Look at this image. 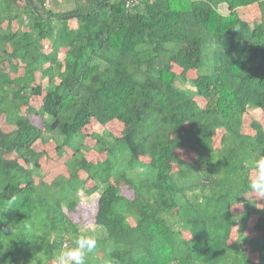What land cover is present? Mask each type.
<instances>
[{
  "label": "trees",
  "instance_id": "16d2710c",
  "mask_svg": "<svg viewBox=\"0 0 264 264\" xmlns=\"http://www.w3.org/2000/svg\"><path fill=\"white\" fill-rule=\"evenodd\" d=\"M32 1L0 0V264H52L82 232L67 214L80 191L98 194L87 264H264V198L247 189L264 154L247 111L264 114V0ZM252 5L257 25L240 15ZM91 121L120 131L85 134ZM37 143L70 148L65 174L43 180Z\"/></svg>",
  "mask_w": 264,
  "mask_h": 264
},
{
  "label": "rangeland",
  "instance_id": "374dc122",
  "mask_svg": "<svg viewBox=\"0 0 264 264\" xmlns=\"http://www.w3.org/2000/svg\"><path fill=\"white\" fill-rule=\"evenodd\" d=\"M76 5L75 0H47L46 1V7L53 8L55 10L59 11H66L71 8H73ZM220 8L222 10L224 9V5H220ZM221 10V11H222ZM241 17L245 18L251 24L257 25L259 23V14H258V8L256 5L249 6L247 9H245L243 12H240ZM17 27V23L13 21V28L15 29ZM9 48V47H8ZM50 48L48 47V42H44V51L47 52ZM64 49H60L59 51V59L61 60L62 52ZM168 58V54H165V60ZM62 63V62H60ZM174 70L179 71L180 69L176 66L173 67ZM194 71H189L188 76H193ZM183 86L187 87V84H183ZM193 89V87H191ZM198 100V103L202 104L203 100L200 97H196ZM248 113L258 119L262 124L264 125V114L259 112L258 110H254L251 108L247 109ZM246 123L248 122V117L246 116ZM34 122H38V120L35 118L33 119ZM188 126V125H187ZM0 127L4 130L9 129L11 126L6 125L2 119H0ZM244 130H248V125H246ZM242 129V130H243ZM84 133L90 134L93 131L100 132L101 134H106L108 132H111L113 134H118L120 131V126L118 123H109L106 126H101L99 124H96L94 121H91L87 126L84 127ZM92 143L93 140L90 139L88 136L84 139V144L87 146V150L83 149L85 152V155L88 159L92 161L102 160L104 158L103 153H97L92 149ZM54 145L48 144V145H41L40 143L35 144V149L37 151H42L43 155L40 158L41 164H42V178L45 182H49L51 179H53L57 174H65V160L68 154H70L71 150L67 146L64 147L65 153L62 155H58L56 151L54 150ZM182 154V157L184 159H190L192 157L193 152L184 149L180 152ZM142 160H146V157H141ZM80 177L85 179L86 185L89 187L92 183L91 181L86 179V174L84 172H80ZM37 178H35V181L37 182ZM117 189L120 190V192L125 196H131L132 191L125 185H117ZM80 195V201L77 204L76 208L72 212H67L70 219L77 224L79 229L81 231H88V230H95L96 226L94 224V216L96 213L97 208V198L98 194L93 193L92 195H87L83 191L79 192ZM251 196L252 200L255 201V205L258 209L263 207V204H261L262 198ZM234 212L240 211V206H234L233 207ZM176 214V210L173 211ZM173 213V214H174ZM257 214H252L247 219L246 228L244 229V234L248 236H255L256 232L253 229V224L256 221ZM131 220V219H130ZM132 222V221H131ZM133 223V222H132ZM187 234L186 232L184 233ZM236 229H233L232 235L230 237V242L233 241L236 237ZM188 237V236H187ZM240 244L244 247V250L249 253L250 258L254 259L256 257L255 253L252 252L250 249L249 244L246 241H240ZM98 255L102 256L101 251H98Z\"/></svg>",
  "mask_w": 264,
  "mask_h": 264
},
{
  "label": "clouds",
  "instance_id": "9594fccd",
  "mask_svg": "<svg viewBox=\"0 0 264 264\" xmlns=\"http://www.w3.org/2000/svg\"><path fill=\"white\" fill-rule=\"evenodd\" d=\"M247 189L250 196L264 198V154L255 153L248 162ZM11 208L9 204L7 209ZM26 231H31L30 225H25ZM97 246V238L87 232L76 234L71 243L57 251L52 264H87V257Z\"/></svg>",
  "mask_w": 264,
  "mask_h": 264
},
{
  "label": "built area",
  "instance_id": "2783aa9c",
  "mask_svg": "<svg viewBox=\"0 0 264 264\" xmlns=\"http://www.w3.org/2000/svg\"><path fill=\"white\" fill-rule=\"evenodd\" d=\"M136 1H139V0H127V5L131 4L132 2H136Z\"/></svg>",
  "mask_w": 264,
  "mask_h": 264
},
{
  "label": "water",
  "instance_id": "95a60500",
  "mask_svg": "<svg viewBox=\"0 0 264 264\" xmlns=\"http://www.w3.org/2000/svg\"><path fill=\"white\" fill-rule=\"evenodd\" d=\"M30 3H31V5L34 7V4H33V1H32V0H30Z\"/></svg>",
  "mask_w": 264,
  "mask_h": 264
},
{
  "label": "crops",
  "instance_id": "0c3cea01",
  "mask_svg": "<svg viewBox=\"0 0 264 264\" xmlns=\"http://www.w3.org/2000/svg\"><path fill=\"white\" fill-rule=\"evenodd\" d=\"M253 196H254V195H253ZM249 197L251 198V196H250V195H249ZM254 197H256V196H254ZM254 197H253V198H254ZM261 204H262V201H261Z\"/></svg>",
  "mask_w": 264,
  "mask_h": 264
}]
</instances>
